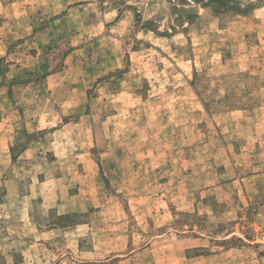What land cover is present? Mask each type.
I'll return each instance as SVG.
<instances>
[{"label": "rangeland", "instance_id": "obj_1", "mask_svg": "<svg viewBox=\"0 0 264 264\" xmlns=\"http://www.w3.org/2000/svg\"><path fill=\"white\" fill-rule=\"evenodd\" d=\"M0 76V264H264V0H0Z\"/></svg>", "mask_w": 264, "mask_h": 264}, {"label": "crops", "instance_id": "obj_2", "mask_svg": "<svg viewBox=\"0 0 264 264\" xmlns=\"http://www.w3.org/2000/svg\"><path fill=\"white\" fill-rule=\"evenodd\" d=\"M65 21L68 22L69 17H63L62 19L51 21L41 30L33 31V37L27 41L16 45L10 51L8 49L6 50V53L10 52V54H19L17 58L13 59L14 63L11 66L14 73L13 77H16L18 81H27L24 84V89L29 92V98L31 96L30 92L33 89H37L40 86L43 89L51 90L54 88L51 82H55V80L59 79V73H49V70L51 69H48L49 66L46 60L49 48L54 44L56 39L60 38V33L57 32L56 29L65 23ZM35 27L37 26H34L33 30L36 29ZM21 55L25 58L24 61L20 60ZM43 72H46V75L41 78L40 81L33 80L37 74ZM13 88L16 89V87Z\"/></svg>", "mask_w": 264, "mask_h": 264}]
</instances>
